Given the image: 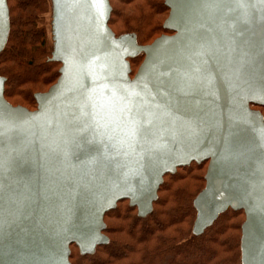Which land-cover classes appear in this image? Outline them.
<instances>
[{
  "label": "water",
  "instance_id": "95a60500",
  "mask_svg": "<svg viewBox=\"0 0 264 264\" xmlns=\"http://www.w3.org/2000/svg\"><path fill=\"white\" fill-rule=\"evenodd\" d=\"M52 2L58 81L31 111L0 77V264L93 255L120 202L146 218L166 175L205 162L194 235L243 211L242 264H264V0H167L172 34L145 46L110 0ZM10 29L0 0V54Z\"/></svg>",
  "mask_w": 264,
  "mask_h": 264
},
{
  "label": "trees",
  "instance_id": "16d2710c",
  "mask_svg": "<svg viewBox=\"0 0 264 264\" xmlns=\"http://www.w3.org/2000/svg\"><path fill=\"white\" fill-rule=\"evenodd\" d=\"M7 1L11 29L6 47L0 54V77L6 79L5 98L13 106L35 110L36 94L47 92L58 81L62 66L58 62L51 61L54 53L53 2L52 0ZM166 1L110 0L113 8L112 16L118 11L117 17H122L124 12L129 14L134 11L125 10L126 7L139 8L138 5L145 4L153 15H156L155 12L161 14L166 10L168 18L170 11ZM115 4L125 8L117 10ZM153 15L146 14L142 18H135L136 23L145 29L152 23ZM48 17L51 19L50 22ZM114 17H111L109 22L111 29ZM130 17L133 16L130 15L128 18ZM163 30L164 34H172L164 28V24ZM139 33L129 30L121 35L115 34L117 37L134 34L137 36L138 44L145 46L141 44ZM137 60L142 62L144 56L139 55L130 62L133 65ZM134 75L133 71L132 76ZM45 87L47 89L42 91L41 88ZM15 97L27 104H15ZM254 109L264 110L257 106ZM205 164L208 167V162L201 165ZM190 167L180 169L185 171ZM166 177L170 180L165 182L164 179L151 215L140 218L137 209L132 208L129 201L120 202L117 209L107 213L105 217L107 225L105 234L109 238V243L98 247L95 254L87 256H83L79 249L72 245L71 249L75 248L79 254L77 257L71 254V264H242L241 240L245 219L241 222L237 221L240 216L245 217V213L229 210L222 214L203 235L196 236L193 233L197 218L194 202L205 189L206 174L197 179L195 185L185 184L186 177L179 175L178 172L174 175L168 174ZM124 203L127 204V208L123 207ZM110 219L119 222L118 225L111 227L107 222Z\"/></svg>",
  "mask_w": 264,
  "mask_h": 264
},
{
  "label": "rangeland",
  "instance_id": "374dc122",
  "mask_svg": "<svg viewBox=\"0 0 264 264\" xmlns=\"http://www.w3.org/2000/svg\"><path fill=\"white\" fill-rule=\"evenodd\" d=\"M115 8L117 7L118 9L117 10H120V9H123L125 7H121L117 4H115ZM112 6V4H111ZM140 6L139 8L137 6H133V7H126L125 10H128V9H133L134 11L132 13H123L122 14V17H117V12L116 11V15H115V12H114V16H111V17H114V24L112 25V30L117 34V35H121L129 30L133 31H138L140 32L139 33V38H140V41H141V44L143 45H150L152 44L155 39H158L159 37H161V35L164 34V30H163V24L168 16V13L166 12V10L162 11L161 14H158L155 12L156 15H153V13H151V11L149 12L148 8L146 7L145 4H140L138 5ZM150 15L151 14L153 15L152 17V23L150 24V26H146L145 29H143L144 27L143 26H140L138 25V23H136V20L135 18L139 19V18H142L144 17L145 15ZM133 16L132 18L130 17V19L128 18L129 16ZM50 16V15H49ZM48 20L49 22L51 21L50 17H48ZM49 42H50V45L52 44L51 43V35L49 37ZM143 62V61H142ZM141 60H137L133 63V65L131 64L132 66V69L134 71V73L136 74L139 67L141 66L142 64ZM47 87L45 88H41L42 91L46 90ZM15 100V101H14ZM14 103L15 104H27L25 101H23L22 99H19V98H16L14 99ZM28 109V108H27ZM30 110V109H29ZM256 110H260L263 115H264V110L263 109H256ZM33 111V110H31ZM190 167V166H189ZM208 169L207 165H196V164H193L191 165V167L189 168V170H185L183 171L182 169L178 170V174L181 175V176H184L186 177V180H185V184H188V185H195L197 183V179H200L202 178V176H205L206 174V170ZM170 178L169 177H166L165 178V182L169 181ZM123 207L127 208V204L124 203L123 204ZM135 214V213H134ZM245 219V217L242 215L238 218V221L237 222H241ZM108 224L111 226V227H115L118 225L119 222L115 221V220H107ZM235 222V221H234ZM72 251V256L73 257H77L78 256V250H76L75 248H72L71 249Z\"/></svg>",
  "mask_w": 264,
  "mask_h": 264
}]
</instances>
